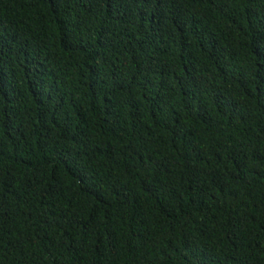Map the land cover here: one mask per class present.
<instances>
[{"label": "trees", "instance_id": "trees-1", "mask_svg": "<svg viewBox=\"0 0 264 264\" xmlns=\"http://www.w3.org/2000/svg\"><path fill=\"white\" fill-rule=\"evenodd\" d=\"M0 264H264V0H0Z\"/></svg>", "mask_w": 264, "mask_h": 264}]
</instances>
